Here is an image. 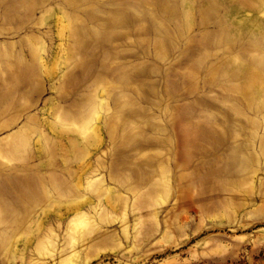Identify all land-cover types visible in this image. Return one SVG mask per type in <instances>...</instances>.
I'll return each mask as SVG.
<instances>
[{"label": "rangeland", "instance_id": "1", "mask_svg": "<svg viewBox=\"0 0 264 264\" xmlns=\"http://www.w3.org/2000/svg\"><path fill=\"white\" fill-rule=\"evenodd\" d=\"M0 264H264V0H0Z\"/></svg>", "mask_w": 264, "mask_h": 264}, {"label": "bare ground", "instance_id": "2", "mask_svg": "<svg viewBox=\"0 0 264 264\" xmlns=\"http://www.w3.org/2000/svg\"><path fill=\"white\" fill-rule=\"evenodd\" d=\"M217 187H218V188H220V187H221V185L218 183V184H217Z\"/></svg>", "mask_w": 264, "mask_h": 264}]
</instances>
